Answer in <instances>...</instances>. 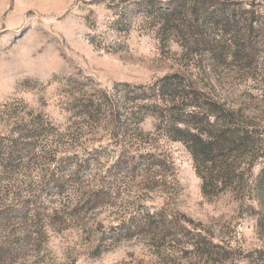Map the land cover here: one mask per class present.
I'll return each instance as SVG.
<instances>
[{"label": "rangeland", "instance_id": "374dc122", "mask_svg": "<svg viewBox=\"0 0 264 264\" xmlns=\"http://www.w3.org/2000/svg\"><path fill=\"white\" fill-rule=\"evenodd\" d=\"M136 1L0 0L2 143L38 122L43 139L18 170L0 166V243L13 252L5 264H230L225 250L233 264H264V207L245 186L205 196L190 154L152 115L112 138L108 118L78 114L99 90L178 72L264 132V50L249 63L195 54L134 15ZM241 1L264 9V0ZM125 9L128 23L116 28ZM239 162L250 185L264 156L251 170ZM101 182L109 203L88 210L82 199ZM147 214L165 228L150 230ZM197 233L224 250L198 256Z\"/></svg>", "mask_w": 264, "mask_h": 264}, {"label": "trees", "instance_id": "16d2710c", "mask_svg": "<svg viewBox=\"0 0 264 264\" xmlns=\"http://www.w3.org/2000/svg\"><path fill=\"white\" fill-rule=\"evenodd\" d=\"M247 5L241 0H139L132 3L131 12L149 17L156 33L176 37L195 54H211L221 63L231 56L249 63L259 50H264V9ZM126 9L113 21L116 28L126 27ZM114 88L113 94L104 90L96 92L81 103L78 114L92 121L100 116L108 118L112 138L123 136L128 130H138L137 125L152 115L160 135L182 143L190 154L205 196L245 186L248 199H256L264 207V166L248 185L239 162L246 159L247 170H251L264 156V132L244 119L239 111L227 108L178 72L167 74L148 87L132 88L126 83ZM25 129H20L6 143H2L0 136V166L7 173L18 170L39 151L42 124L31 123ZM48 134L52 133L45 136ZM102 183L82 199L84 206H91L88 210L109 203L111 195ZM9 214L3 213L1 220L10 222ZM262 215L259 222L264 224ZM155 217L147 214L145 225L150 230L165 228ZM131 233L126 236H133ZM195 239L191 246L198 256L211 255L216 248L224 250L200 233ZM11 246L12 242L0 243V264L12 257ZM225 252L223 261L233 264L231 251ZM256 253L259 257L262 252Z\"/></svg>", "mask_w": 264, "mask_h": 264}]
</instances>
